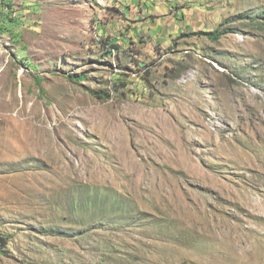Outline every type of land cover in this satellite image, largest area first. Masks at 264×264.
<instances>
[{
  "label": "rangeland",
  "instance_id": "1",
  "mask_svg": "<svg viewBox=\"0 0 264 264\" xmlns=\"http://www.w3.org/2000/svg\"><path fill=\"white\" fill-rule=\"evenodd\" d=\"M0 264H264V0H0Z\"/></svg>",
  "mask_w": 264,
  "mask_h": 264
},
{
  "label": "built area",
  "instance_id": "2",
  "mask_svg": "<svg viewBox=\"0 0 264 264\" xmlns=\"http://www.w3.org/2000/svg\"><path fill=\"white\" fill-rule=\"evenodd\" d=\"M116 0H90V4L93 7L98 8L102 12L106 11Z\"/></svg>",
  "mask_w": 264,
  "mask_h": 264
},
{
  "label": "crops",
  "instance_id": "3",
  "mask_svg": "<svg viewBox=\"0 0 264 264\" xmlns=\"http://www.w3.org/2000/svg\"><path fill=\"white\" fill-rule=\"evenodd\" d=\"M119 5H122L121 1H120ZM146 15H147V14H146ZM148 19H149V18H148ZM145 20H147V16H141L140 19H135L134 21H135L136 23H138V24H142V22H144ZM139 26H140V25H139ZM143 36H144V35H143ZM133 38L136 39L135 36H133ZM135 45H136V48H137V49L143 47L142 44H137V43H135Z\"/></svg>",
  "mask_w": 264,
  "mask_h": 264
},
{
  "label": "trees",
  "instance_id": "4",
  "mask_svg": "<svg viewBox=\"0 0 264 264\" xmlns=\"http://www.w3.org/2000/svg\"><path fill=\"white\" fill-rule=\"evenodd\" d=\"M218 34L220 35L221 33H219V32H218V33H215V37L219 38ZM71 77L74 78L75 76L72 75ZM39 85H40V84H39ZM100 96H101V95H100ZM101 97H102V96H101Z\"/></svg>",
  "mask_w": 264,
  "mask_h": 264
}]
</instances>
